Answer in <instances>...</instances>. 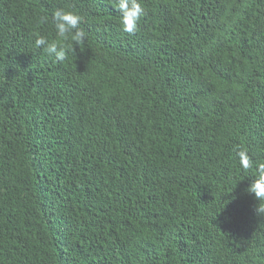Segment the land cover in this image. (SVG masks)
<instances>
[{
	"label": "trees",
	"instance_id": "obj_1",
	"mask_svg": "<svg viewBox=\"0 0 264 264\" xmlns=\"http://www.w3.org/2000/svg\"><path fill=\"white\" fill-rule=\"evenodd\" d=\"M142 2L0 0V264H264V0Z\"/></svg>",
	"mask_w": 264,
	"mask_h": 264
},
{
	"label": "clouds",
	"instance_id": "obj_2",
	"mask_svg": "<svg viewBox=\"0 0 264 264\" xmlns=\"http://www.w3.org/2000/svg\"><path fill=\"white\" fill-rule=\"evenodd\" d=\"M110 3L118 10L120 23L124 32L134 34L146 9L142 0H110ZM45 23L49 22L47 15L41 17ZM83 17L71 10L57 8L51 17V24L55 32L54 39H48L43 35L34 36V47L43 49L45 53L54 56L56 61L63 63L69 52H74L73 45H82L87 38V33L81 27ZM76 104L75 99L73 100ZM76 109L78 106L76 104ZM236 156L240 167L247 171L255 167V173L251 183L245 191L251 194L258 202L254 211L258 217L264 218V162L253 163L252 159L244 149H237Z\"/></svg>",
	"mask_w": 264,
	"mask_h": 264
}]
</instances>
